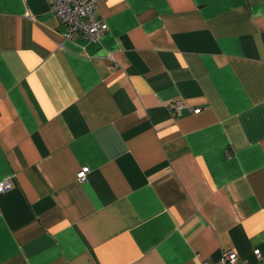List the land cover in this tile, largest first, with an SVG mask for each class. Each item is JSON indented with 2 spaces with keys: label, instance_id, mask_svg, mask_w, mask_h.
Segmentation results:
<instances>
[{
  "label": "crops",
  "instance_id": "1",
  "mask_svg": "<svg viewBox=\"0 0 264 264\" xmlns=\"http://www.w3.org/2000/svg\"><path fill=\"white\" fill-rule=\"evenodd\" d=\"M96 14L0 0V264H264V0Z\"/></svg>",
  "mask_w": 264,
  "mask_h": 264
},
{
  "label": "built area",
  "instance_id": "2",
  "mask_svg": "<svg viewBox=\"0 0 264 264\" xmlns=\"http://www.w3.org/2000/svg\"><path fill=\"white\" fill-rule=\"evenodd\" d=\"M98 0H49L52 12L60 19L63 26V36L71 38L76 34H82L91 41L97 42L106 29L105 22L96 14V3ZM173 112L185 108L180 100H174L169 104ZM197 110V109H196ZM87 168L83 167L78 173V179L83 180ZM12 187L10 179L6 178L0 182V192L9 190ZM254 254L258 259L262 258L259 250L255 249ZM238 254L235 250H223L219 261L216 264H237ZM208 264V262H203ZM241 264H252L248 259H243Z\"/></svg>",
  "mask_w": 264,
  "mask_h": 264
}]
</instances>
